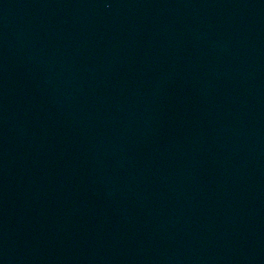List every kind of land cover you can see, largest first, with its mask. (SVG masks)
Returning <instances> with one entry per match:
<instances>
[{
    "label": "water",
    "instance_id": "95a60500",
    "mask_svg": "<svg viewBox=\"0 0 264 264\" xmlns=\"http://www.w3.org/2000/svg\"><path fill=\"white\" fill-rule=\"evenodd\" d=\"M0 264H264V0H0Z\"/></svg>",
    "mask_w": 264,
    "mask_h": 264
}]
</instances>
